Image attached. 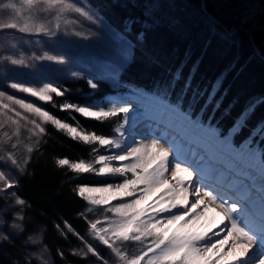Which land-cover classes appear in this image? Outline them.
Masks as SVG:
<instances>
[{
	"label": "snow or ice",
	"instance_id": "snow-or-ice-1",
	"mask_svg": "<svg viewBox=\"0 0 264 264\" xmlns=\"http://www.w3.org/2000/svg\"><path fill=\"white\" fill-rule=\"evenodd\" d=\"M20 3L18 7L14 0H0V15L14 13L9 21L0 20V33L13 29L48 40L61 34L87 38L74 27L81 22L70 14L91 24L99 19L76 0H20ZM143 15L142 26L150 27V21L155 22L154 10L146 7ZM258 17H264V0H239L229 35L239 38L241 33L264 30V20ZM136 22L126 21L124 31H130ZM138 39H143V32ZM10 48L9 54L0 55V82L42 103L38 105L0 88V247L25 234L24 207L30 205L15 189L19 187V177L27 173L31 154L39 150L47 134L45 125L50 124L72 141L90 146L93 157L91 161L56 158L57 167H66L75 176L91 173L120 178L114 184H82L74 189L88 205L81 216L86 218V213L97 209L112 214L105 215L103 220L89 221L88 236L107 246L115 264H264V144L255 146L257 137L264 141V121L250 131L239 148L233 143V137L247 126L255 103H250L228 135L222 136L211 123V117L205 122L194 113L203 93L193 90L185 106L190 79L173 100L181 79L178 72L148 96L149 103L138 118L141 123L150 120L162 125L161 135L139 139L129 135L128 125L137 122L132 116L136 108L131 101L88 96L85 104L65 101L59 105L62 112L77 113L101 123L121 117L112 129L113 135L98 134L86 130L75 116H72L75 123H69L42 106L51 103L56 107L53 97H63L67 91L54 81L36 86L35 81L8 79V73L16 68L35 69L38 63L65 66L68 60L64 55L49 51L27 54L17 42L11 43ZM253 51L264 59L259 49ZM71 76L81 78V73L72 71ZM98 79L87 80L90 89L98 88ZM214 99L215 89L208 94L201 112ZM22 129L28 133L23 140ZM22 143L24 151L19 153ZM101 149L106 154H99ZM11 197L15 199L8 203ZM102 223L106 226L101 227ZM55 227L65 239L70 232L83 243V248L71 249L70 255L86 260L90 254L102 264H109L67 221ZM43 236V230L35 231L21 240L27 253L21 258L23 264H55ZM129 244L140 245L139 254L129 256ZM57 255L65 258L59 249ZM21 259L13 264H21Z\"/></svg>",
	"mask_w": 264,
	"mask_h": 264
},
{
	"label": "trees",
	"instance_id": "trees-1",
	"mask_svg": "<svg viewBox=\"0 0 264 264\" xmlns=\"http://www.w3.org/2000/svg\"><path fill=\"white\" fill-rule=\"evenodd\" d=\"M104 20L117 32L132 43L127 64L120 70L117 88L108 81L100 80L98 88L92 90L87 79L66 81L65 101L87 103L86 97L97 100L114 96L124 89L135 87L154 93L158 86L171 80L178 72L181 75L173 93V100L186 80H191V89L184 100L185 106L192 97L193 90L203 93L194 106V113L216 126L222 136L227 135L240 114L250 104L255 109L244 127L233 137L238 146L244 142L259 122L264 121V59L255 54L259 49L264 54V30L257 29L241 33L239 38L229 35V25L239 0H87ZM259 2V0H258ZM154 10L155 22L143 27L146 7ZM264 20V17H258ZM138 21L131 30L124 31L126 21ZM215 20V22H213ZM143 32V39H138ZM215 89V99L201 112L208 94ZM219 102V107H216ZM54 114L69 123H75L72 116L88 131L113 135L112 129L121 119L120 116L103 123L85 119L77 113L65 118L64 112L54 110ZM47 134L42 138L38 151L31 155L27 173L19 177L17 195L28 202L24 215L28 220L27 230L36 227L43 230V242L48 246L55 264H75L68 256L61 259L57 255V224L67 221L74 230L84 231L83 213L86 204L74 189L77 185L90 186L114 183L117 179L104 178L91 173L75 176L66 167L55 164L56 158L72 161L84 159L91 161V147L72 141L58 132L50 124L46 125ZM256 145L264 144L259 137ZM99 154H106L103 149ZM99 165H97L98 167ZM20 243H6L0 247V264H13L21 259ZM21 264L23 261L21 259Z\"/></svg>",
	"mask_w": 264,
	"mask_h": 264
},
{
	"label": "rangeland",
	"instance_id": "rangeland-1",
	"mask_svg": "<svg viewBox=\"0 0 264 264\" xmlns=\"http://www.w3.org/2000/svg\"><path fill=\"white\" fill-rule=\"evenodd\" d=\"M14 2L18 7H21L20 0H14ZM76 2L80 5H83L89 11H92L99 18L96 24H91L88 21H85L82 17L76 16V14H70L72 16H75V18L81 22L78 26L74 27H77L78 30L84 32L87 35V38H81L71 34L66 36L61 34L58 37L53 38L52 40H48L43 36H29L26 34H21L13 29H5L3 30V33H0V55L9 54L12 51V49L10 48V44L13 42H17L20 46V49L25 51L27 54H31L33 52L41 54L43 51H49L53 54L64 55L68 60V64L65 66L38 63L35 69H12L8 73V79H15L21 82L35 81L36 86H40L41 82L51 80L63 89L65 87L66 81L80 79L71 76V72L75 71L81 73V78H86L88 80L93 77H98L100 79H98L97 82H99L100 80H106L117 88H123V85L118 82V76L120 70L127 64L129 60L132 43L129 42L123 34L114 30L97 12V10L90 6L87 0H76ZM10 17L14 18V13L8 11L0 15V20L9 21ZM0 88L9 92L10 94L32 100L38 105H41L42 103L36 101L35 98L29 97L24 93H18L15 90L6 88L3 82H0ZM149 95L150 94L145 93L140 89L129 87L124 89L123 92L117 95L105 97L104 100H128L132 102L136 109H141V105L149 103ZM53 98L56 102V107H53L51 103L42 104V106L53 115H55L54 110L62 112L59 109V102L61 97L54 96ZM143 112L144 108L142 107V111L138 114L141 115ZM64 115L65 118H69L72 113L64 112ZM135 116L136 114L133 115L134 118ZM130 134L131 132H129V135ZM27 135L28 133L22 129L21 139L23 140V138ZM236 147L239 148L240 146ZM23 151L24 144L22 143L19 149V153H22ZM104 178L115 179V177ZM118 182H120V178L117 179V181L114 183ZM14 199L15 197L9 198L8 203H11L12 201H14ZM117 202L118 201H112L113 204ZM85 204L87 208L88 205L86 202ZM86 208L83 213L86 212ZM105 215L111 216L112 214L105 213L102 209H97L91 213H86V218L83 216V222L85 225L84 231L80 232L75 230V232L79 233L80 236L85 237L86 240L92 243L97 248L101 256L104 259L109 260V264H115V257L112 256L107 246L100 244L99 241L92 240L88 236V222L95 221L97 219L103 220V217ZM8 218H11L10 213ZM27 223L28 220L25 218V234L18 240H16L20 243V245L21 240H23L27 234L35 231H41L36 227L32 228L31 230H27ZM63 225L64 224H62L61 226ZM100 226L104 227L106 226V224L102 223ZM5 231H7L6 228ZM56 238V244L57 246H59L58 249L64 253V256H68L70 259H72L75 264H102L101 261H97L96 258L92 257L90 254L86 260H81L78 256L70 255L71 249L84 247L83 243L79 239H77L76 236H73L72 233L69 232L68 238L65 239V237L62 236L60 232H58ZM8 243L12 244L13 242ZM20 247L21 253L25 256L27 254L25 249L22 246ZM140 248L141 246L138 244H129V246L127 247V253L129 254V256H131L132 254H139ZM144 250H146V248Z\"/></svg>",
	"mask_w": 264,
	"mask_h": 264
},
{
	"label": "bare ground",
	"instance_id": "bare-ground-1",
	"mask_svg": "<svg viewBox=\"0 0 264 264\" xmlns=\"http://www.w3.org/2000/svg\"><path fill=\"white\" fill-rule=\"evenodd\" d=\"M107 97H110V96H107ZM147 105H148V103H145L144 105L140 106L141 109L137 108L136 111L133 112V115L136 114L135 118L133 117V119L136 120L137 122L134 124H130L131 126L128 125L129 132H131L130 135L134 134V136H136L137 139H139L141 136L150 135V134L155 135V136H160L162 131H163L162 125L157 126L155 123H153L150 120H144L142 123L139 121L138 118L140 117V115L138 113H140L142 111V107L145 110ZM113 163H115V162H113ZM115 179H119V177H115Z\"/></svg>",
	"mask_w": 264,
	"mask_h": 264
}]
</instances>
